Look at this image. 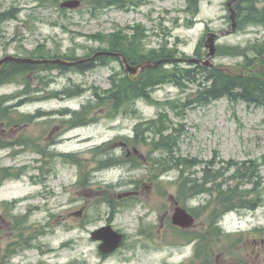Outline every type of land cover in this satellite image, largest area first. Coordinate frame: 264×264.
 I'll return each instance as SVG.
<instances>
[{
  "label": "rangeland",
  "instance_id": "obj_1",
  "mask_svg": "<svg viewBox=\"0 0 264 264\" xmlns=\"http://www.w3.org/2000/svg\"><path fill=\"white\" fill-rule=\"evenodd\" d=\"M63 1L0 0V11L15 14L0 22V57L32 56L41 45L85 57L107 48L116 31L131 36L139 28L143 53L167 48L175 56L204 58L206 33L230 28L228 0H80L76 9L61 8ZM263 6L264 0L255 4ZM242 11L235 31L219 35L212 59L236 72L244 57L219 48L264 42V24L247 21ZM176 64L163 68L192 67ZM125 75L119 61L107 59L84 71L37 68L0 84V170L16 176H0V217L7 220L0 224V264H214L219 252L224 264H264V108L203 99L199 75L184 86L174 80L156 85L152 101L98 105L96 93L104 96ZM84 106L91 110L80 122L72 113ZM163 142L171 149L156 146ZM214 154L253 163L251 179L230 183L252 190L246 198L258 204L212 223L215 195L182 196L180 168H168L172 157L206 161ZM201 168H192L197 177ZM170 196L195 216L194 227L180 230L164 218L172 211ZM108 223L124 241L102 256L90 231Z\"/></svg>",
  "mask_w": 264,
  "mask_h": 264
},
{
  "label": "trees",
  "instance_id": "obj_2",
  "mask_svg": "<svg viewBox=\"0 0 264 264\" xmlns=\"http://www.w3.org/2000/svg\"><path fill=\"white\" fill-rule=\"evenodd\" d=\"M112 1L118 3V0ZM257 1L258 0H239L235 8L237 9V14L238 11L243 9L242 13L246 15L247 21L264 24V6L262 9L257 10L255 8ZM14 16L15 14L12 8L0 11V22ZM135 29V34L131 36H128L125 32L120 33L116 31L108 40L109 46L106 49L123 52L133 64L143 60H159L176 57L173 51L167 48L150 50L147 54L143 53L140 46L144 34L141 33L142 31H140L139 28ZM246 51H251L254 56H249ZM92 52L85 56H89ZM219 52L226 55L243 56L245 60L244 65H241L243 68L239 72L233 70V72L230 73L214 67H204L200 64L189 63L188 65H191V68L182 67L181 71H175L174 69L170 71L164 69L162 64L157 68L145 70L139 75L136 81L130 80L127 75L121 77L117 83L113 81L112 87L104 92V96L96 93L97 103L101 105L110 102V107L118 108L124 103L133 101L139 97L152 101L150 92L156 85L166 82L167 80H174L176 84L181 82V86H184L183 81L196 82L198 80L197 76L199 75V79L203 81L200 80L197 93H199L203 99L215 100L221 97H227L231 101L240 100L246 102L248 105L264 108V69H257L258 63H261L260 65L264 67V42L253 45L248 44L244 48L239 46H225L219 48ZM32 53V57H63L70 60L78 58L75 56L74 52L67 56H61L60 52L53 53L44 45L37 46ZM196 57L200 56L197 55ZM107 59L117 58L99 56L94 61H89L75 67H69V69L84 71L85 69L91 68L96 62H105ZM37 68H60L67 70V67L57 64L6 63L0 71V84L9 82L15 77L26 72H31ZM26 81L28 82V80ZM36 91L37 90H32V92ZM24 101L25 100L18 101L16 106ZM90 110L91 107L84 106L80 111L73 112L72 115L81 122L86 120V116L90 113ZM26 121H30V119ZM156 146L171 149L172 144H165V142H163L157 143ZM171 160L172 166L168 169L175 167L180 168L181 171V190L179 193L182 196L192 197L193 195L202 193L215 195V198L212 200L214 208L209 214V221L212 223L217 222L218 218L225 212L243 207L255 208L258 204V200H247L246 198L252 190H243L240 184L235 183L233 185L230 183V181L234 179H238L239 181L245 178L251 179L255 173L252 162L248 164L247 162L238 163L234 160H218L217 154H214L213 158L206 161L182 156L181 158L172 157ZM200 165H202L200 169L201 176L197 177L195 175V170H192V168ZM231 169H233V173L227 176L226 173ZM0 176L2 179L6 177L4 168L0 170ZM256 197L259 196L257 195ZM210 205L211 202L207 206H204L202 211H207ZM199 211L200 210H196V213H194L198 215Z\"/></svg>",
  "mask_w": 264,
  "mask_h": 264
},
{
  "label": "water",
  "instance_id": "obj_3",
  "mask_svg": "<svg viewBox=\"0 0 264 264\" xmlns=\"http://www.w3.org/2000/svg\"><path fill=\"white\" fill-rule=\"evenodd\" d=\"M238 0H229L226 2V6L229 11V20H230V28L228 30H222L219 33L209 31L206 33L203 46L206 49V53L204 58L198 57H187V58H168V59H160V60H144L135 64L130 63L129 59L122 52L118 51H110V50H96L88 57H81L74 60L65 59L62 57L55 58H38V57H30V56H19L15 54H6L0 57V71L6 63L14 62L19 64H57L61 66L71 67L77 66L88 61H93L99 56H114L119 58L122 68L127 73V76L130 80L136 81L139 75L144 72L148 68H156L165 62H188L200 64L201 66L206 67H216L212 58L216 54V40L219 35H227L232 32L237 27V18H236V9L234 8V4ZM80 5L79 0H65L61 3V7L64 8H78ZM224 72H233L229 67L220 66L216 67ZM264 69V68H262ZM172 223L181 228H190L195 225V217L189 213L184 207L177 206L174 209L172 214ZM91 239L93 241L100 242L98 245V250L103 254H109L120 247L123 241V235L118 231L114 230L111 225H103L90 233Z\"/></svg>",
  "mask_w": 264,
  "mask_h": 264
},
{
  "label": "flooded vegetation",
  "instance_id": "obj_4",
  "mask_svg": "<svg viewBox=\"0 0 264 264\" xmlns=\"http://www.w3.org/2000/svg\"><path fill=\"white\" fill-rule=\"evenodd\" d=\"M4 130H5V129H4ZM120 143H121V145L126 146V143H125V142L122 141V142H120ZM133 150H134V153H133V154L137 155V154H138V151H137L135 148H134ZM126 152H127V156H130V155H131V152H130L129 150H127ZM169 199H170L169 201L172 203V211H170V213L166 214L164 218H165V219L168 218V223H170L171 226H173V227L178 228V229L181 230V227L176 226V225H173V224H172V220H171V218H172V214H173V212H174V209H175L177 206H181V205L179 204V200H177L174 196H170ZM6 221H7V220H6L5 217H0V224L5 223ZM8 221H9V220H8ZM18 222H19V220L15 221V223H18ZM161 225L164 227L165 223L163 222ZM235 249H236V250H239V249H242V247H241V246H237ZM112 253H113V252H112ZM112 253H109V254H102V253H101V254H102V256H109V255H111ZM221 254L223 255L224 252H219V253L217 254L216 259H215L216 262H215L214 264H224V263H225V261H222V259H220ZM219 259H220V261H219ZM234 264H248V263L245 262V261H241V262L235 261Z\"/></svg>",
  "mask_w": 264,
  "mask_h": 264
}]
</instances>
